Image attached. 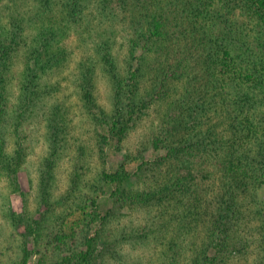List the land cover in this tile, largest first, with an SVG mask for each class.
<instances>
[{
    "label": "trees",
    "instance_id": "16d2710c",
    "mask_svg": "<svg viewBox=\"0 0 264 264\" xmlns=\"http://www.w3.org/2000/svg\"><path fill=\"white\" fill-rule=\"evenodd\" d=\"M135 1L137 9L134 0H34L35 10L24 11L18 4L23 0H6V12L0 10V176L19 190L18 174L29 149L21 134L23 118L36 112L50 78L64 68L70 55L68 33L82 16H108L116 23L126 9L134 12L130 21L137 27L130 40L133 54H139L135 67L124 75L107 39L77 74L83 106L98 109L94 120L117 142L155 100L171 95L176 81L188 79L182 70L185 59L179 58L173 68L166 44L168 24L185 23L188 54L202 52L194 63L201 79L196 84L195 75L192 85H184L182 95L154 123L152 144H164L165 153L141 160L134 171L124 163L114 170L103 167L88 185L93 190L106 186L116 203L154 209L149 225L155 224L164 237L153 241L160 264H264V199L257 192L264 183V0ZM97 66L111 88L109 113L97 101ZM14 78L18 95L11 108L8 94ZM59 111L55 105L45 121L51 150L40 176L43 197L65 148L59 133L69 127ZM10 137L16 139L11 150ZM79 166L82 171L87 167ZM77 175L69 178L71 189ZM101 203L90 198L79 208L69 233L55 235L58 248L65 239L73 245L82 240L62 261L95 264L105 256L107 244H112L105 232L112 214H101ZM9 216L17 221L14 214ZM25 230L21 264L42 236L38 220L25 218ZM133 235L145 243L153 240L138 229Z\"/></svg>",
    "mask_w": 264,
    "mask_h": 264
},
{
    "label": "rangeland",
    "instance_id": "374dc122",
    "mask_svg": "<svg viewBox=\"0 0 264 264\" xmlns=\"http://www.w3.org/2000/svg\"><path fill=\"white\" fill-rule=\"evenodd\" d=\"M173 1L179 2V0ZM0 3V10L6 12V0H0ZM133 3L134 8L137 9L135 5L137 2L134 0ZM18 4L24 11H32L36 8L34 0H23L22 4ZM129 6L131 9L130 2ZM131 13L134 14L133 10L131 12L126 9L116 18V23H113L108 16L103 18L93 13L82 16L80 18L82 22L79 21L78 25L71 28V32L68 33L70 55L67 57L64 68L50 78L48 89H45L43 98L37 102L36 112L30 115L26 113L23 118L21 134L29 149L18 174L19 190H13L0 176V257L3 258L4 264H21L22 239L27 233L25 218H29L32 223L33 220H38L42 232L39 244L32 248L33 251L28 256L26 264H68L62 261V258L76 251L77 245L80 248L82 240L79 239L76 245H73L71 241L65 239L67 243L60 244L58 248L55 246L57 242L54 237L56 234L67 235L71 224L77 219L79 208L94 197H98L102 202L100 204L101 214L106 210L112 214L109 226H106L105 230L112 244L109 246L107 244L105 250L103 248L105 256L95 264H160V254L156 253L155 249L158 248L154 244L164 237L154 229L155 224L149 225L155 214L154 209L116 203L106 186L93 190L88 184L103 167L114 170L124 163L129 171H134L141 160H152L165 153L164 144H160L163 146L158 148H154L152 144L155 136L152 131L154 123L161 121L163 113L168 112L171 101L182 95L184 85L188 83L192 85V78L196 76L198 77L196 84H198L201 77L194 63L199 62L197 59H200L202 52L198 49L192 51L191 55L188 54L186 48L190 41L186 42L182 35L187 27L185 23L180 26L174 25V21L168 24L169 38L166 44L170 48V50L168 48L169 59L173 68L179 58L185 59L182 70L184 74H188V79L176 81L172 86L173 91H170L171 95L155 100L146 110V114L141 115L138 120L136 118L131 124L122 142H117L108 133V128L104 124L94 120L93 116L98 115V109L88 111L83 106L80 95H78V82L81 80L78 79L77 74L80 64L95 58L97 45L104 43L107 39H110L109 43L113 46L112 51L118 59V68L123 71V74L126 75L132 67H135L139 54L137 51L133 54L131 49L133 42L130 38L137 24H132L130 21ZM85 27L88 28L85 30ZM130 49L134 56L129 55ZM149 56L153 58L155 55L149 54ZM15 78L9 87L8 94L11 108H14L18 95V84ZM95 84L99 106L104 111L111 112L113 110L111 88L106 75L98 66ZM55 105H60L59 116H63L69 127L64 128V133H59L64 137L65 148L60 150L61 156L54 163L51 179H48V185H46L49 193L43 197L42 188L45 184L40 186V176L45 169L46 156L51 150L47 146L49 132L45 121L48 114L51 116ZM90 112L94 114L90 115ZM183 114L187 116V112L183 111ZM14 141L16 139L10 137V150L13 148ZM80 153H83L84 158L83 162L78 163ZM101 157L104 158L103 161ZM79 165L87 167L82 171ZM74 172L79 178L71 189L69 178ZM212 174L214 176V173ZM261 178L263 182L264 171ZM263 184L257 192L264 199ZM9 212L17 217V221H12ZM137 229L152 237L153 240L145 243L137 239V236L133 235ZM152 229L153 231L149 233Z\"/></svg>",
    "mask_w": 264,
    "mask_h": 264
}]
</instances>
